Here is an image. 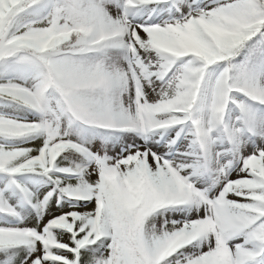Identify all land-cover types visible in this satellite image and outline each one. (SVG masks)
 <instances>
[{
    "label": "snow or ice",
    "instance_id": "snow-or-ice-1",
    "mask_svg": "<svg viewBox=\"0 0 264 264\" xmlns=\"http://www.w3.org/2000/svg\"><path fill=\"white\" fill-rule=\"evenodd\" d=\"M0 264H264V0H0Z\"/></svg>",
    "mask_w": 264,
    "mask_h": 264
}]
</instances>
